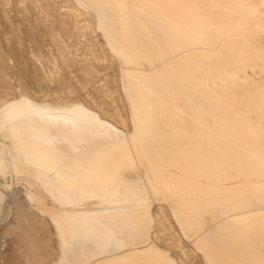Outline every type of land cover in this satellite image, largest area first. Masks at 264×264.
I'll use <instances>...</instances> for the list:
<instances>
[{"label":"bare ground","instance_id":"bare-ground-1","mask_svg":"<svg viewBox=\"0 0 264 264\" xmlns=\"http://www.w3.org/2000/svg\"><path fill=\"white\" fill-rule=\"evenodd\" d=\"M6 1L8 3L9 0ZM15 1L14 10L17 14H25L24 6L19 4V1L24 3L26 0ZM47 1L44 4L41 2V7L37 6L40 3L34 2L38 7L36 9L39 10L40 7L41 12H38L34 20L27 21L25 29L22 27L23 31L25 30L30 39L35 41H38V35L46 31V34L50 35L64 52H72L68 48L76 45L65 41L68 39L64 36L67 38L77 36L80 41H77V44L86 43L87 45V42L90 43L89 40H91L89 37L91 30L98 32L99 37L95 40L104 44L106 49L102 45L99 47L102 46L101 49L108 51L111 64L117 67L118 72L114 70L112 74L113 80L120 81L124 95L122 97H125L122 100L127 102V106L123 102L119 105L122 110L124 106L128 108L125 110L129 111L133 127L128 134L118 133L114 127L99 117L95 107L96 102L90 100L92 104H95L94 106L89 101L87 104L86 100L89 98L87 94L88 98L83 96L84 100H82V94L80 98L77 91L73 92L75 85L71 87L68 84L71 87L68 89L67 84L60 86L61 88L57 87V92L54 91V86L49 85L52 86L51 89L54 87L52 90L57 95L55 93L53 96L54 92L50 91L48 94L49 89L45 88L44 92H47L48 98L44 96L40 99L37 96L36 99L39 100L29 97L32 95L31 90L28 89L31 88L29 86L25 89L23 85L19 87L17 85L18 88H23V91L28 89L31 92L27 96L26 91L25 94H19L18 91L21 92V88L17 89L15 85L12 87L14 82L8 83V87L12 84L11 91H16H13V96L8 94L9 96L6 95V97H2V94L9 88L6 86L4 91V85L1 87L0 138L8 148V156L12 166L15 167L13 168L15 175L31 173V176H35L39 183V189L32 191L33 193L27 192V199H16L15 202L16 213H14L15 218L18 219L15 221L19 224L15 226L25 229L22 234L20 232V237L32 239L30 241L35 240L34 244H36V246L30 245V248L35 247L31 251L33 254L30 252L33 258L27 254L28 259H32L35 264H45L46 258L40 251L54 250L49 247L50 244L47 245V239L43 238L48 229V227L46 229L45 217H49L58 230L62 244L57 253L52 250L48 252L50 261L47 263L107 264L111 262L119 264L109 259L110 257L102 258L113 255L121 249V246L116 244L122 237L132 233L136 235L138 244L152 242L149 224L152 218L150 207L154 201L148 190L151 187L154 189L158 187L183 198L185 208L196 213L197 216H190L181 210L175 212L172 209L171 211L180 227L181 224L184 227L185 237H192L193 244L201 251L207 264H264V142L250 131L251 124L238 116L239 98L223 93L224 89L237 85L238 82L259 81L261 86L264 84V0H180L179 9L196 14L211 23L217 34L227 35L226 42L221 47L222 53L217 57L224 63L232 64L229 69H218L216 61L209 56H203L200 61L195 60L202 47L201 43L189 36L179 23L172 26L171 20L154 0H74L78 12L74 6L70 8L69 0L67 1L70 4L66 6H63L65 4L63 0L62 4H64L60 6L58 1V5L54 3L56 5L53 6L50 4L53 1L50 3V0ZM1 2L3 4V0ZM8 4L4 7L7 5L9 8ZM67 8L70 9L67 10ZM55 11L59 14L50 20L49 16H54ZM6 13L5 18L9 21L12 13ZM17 14L15 16L19 17ZM79 15L86 16L87 22L80 23ZM19 18L17 19L20 20ZM24 20H22L23 23L26 22ZM13 22L16 23L14 20ZM2 23L4 25V21ZM9 25L12 28L15 27L13 23L10 24V21ZM18 26L13 32L16 29L19 32L21 26L20 28ZM2 29L1 32H3ZM8 29L4 30L6 33L3 32V34H11L10 31L7 33ZM11 35L10 40L7 38V43L9 44L10 41V49L17 59L22 58L25 54L19 51L26 42L23 43L18 35L13 37ZM2 37L0 38H5L4 41L7 40L6 37ZM70 40L73 42L72 37ZM96 42H94L95 45ZM26 49L28 51V48ZM26 49L24 48L23 51ZM87 49L94 51L97 48ZM33 52H31L32 55L24 58L23 65L26 67L30 64L32 75L37 74L41 79L49 80L50 84L56 79L65 83L66 78L61 79L63 73L61 75V70L56 69V67L62 69L61 65L54 68L47 65L48 71L51 69L54 73L55 69L60 72H55L59 76L54 73L60 80L54 79L55 76L50 75L53 73H49L52 77L51 81L44 70L47 67L45 64L43 66L46 68L42 66L43 60L36 58L39 53L35 54V52V57ZM2 53L0 50V68L2 69L0 71L5 75L0 72V77L7 76L8 79V76L13 74L17 80L18 69H14L17 65H10L6 52ZM18 53H22L21 57ZM58 53L60 54V51ZM14 55L9 56L11 63ZM52 55L54 56L55 52ZM54 57L56 58V55ZM75 58L77 60L78 57ZM92 59L91 61H95ZM34 60L35 62L42 60L43 63L36 62V66L37 64L42 66L43 71L38 70V67L34 69L35 65L31 64ZM46 60L49 62L48 59ZM51 60L50 63L53 62ZM106 61L109 62L108 59ZM21 63L23 64V61ZM104 63L107 62L104 61ZM86 66L88 68V65ZM106 66L110 65L107 63ZM30 67L26 72L30 73ZM90 68L94 70L92 66ZM110 69L109 71H112ZM109 71L107 74L111 75ZM115 72L119 75L118 81V78L114 76ZM84 73L88 74L83 75L88 76L90 83L93 76L91 74L95 72ZM69 74L71 75L70 72ZM105 78L112 79L110 76ZM85 80L88 79L83 81ZM12 81L9 80V82ZM114 81L111 80L110 84H115ZM7 82L6 80V85ZM16 82L15 84H19L18 80ZM2 83H0L1 86ZM98 84L101 86V83ZM114 84L110 87H114ZM116 84L119 85V83ZM69 89H72L70 91L75 97L72 93L70 96L73 97L68 96ZM106 89L112 90L109 87ZM119 90L120 88L117 89ZM13 92L7 91L11 94ZM61 92H65L64 94L68 97L61 96L63 95ZM119 96L118 98L122 101ZM89 103L95 107V110ZM98 110L104 112L103 109ZM107 112L105 116L109 118ZM124 112L127 114L126 111ZM114 117L118 120L117 116L114 115ZM114 121L111 122L114 123ZM123 121L126 122L125 126L129 122L125 119ZM118 123V126L123 127L124 123ZM43 193L50 199L52 205L44 203ZM157 215L162 217L159 213ZM157 218L154 219L157 221ZM161 219L164 221L163 217ZM131 227L136 228V231H130ZM162 227L164 230L158 227L156 232L160 228L165 231V226ZM163 231L160 233L164 241L167 240V238L163 239L164 233L169 232ZM172 232L170 231L169 234ZM173 233L172 236H175ZM157 234V237L161 236ZM162 240H160L161 243ZM171 240L172 238L169 241ZM86 243L85 248L88 247V249L84 250L83 246ZM163 244L167 247L166 243ZM167 244L168 248H171L172 245ZM155 246L158 249L160 264H175L174 259L157 245ZM25 249L24 251H27L28 246ZM184 254H188L186 250ZM182 255L181 257L185 258Z\"/></svg>","mask_w":264,"mask_h":264},{"label":"rangeland","instance_id":"rangeland-1","mask_svg":"<svg viewBox=\"0 0 264 264\" xmlns=\"http://www.w3.org/2000/svg\"><path fill=\"white\" fill-rule=\"evenodd\" d=\"M2 1V0H1ZM0 1V9H2V10H0V32H1V29H2V31L3 32H5L4 30H6L7 31V27H9V29H8V32L7 33H9V31H10V33L11 34H13V33H15V34H13V35H11V34H6L5 35V33L3 34V32H1L2 33V35H1V33H0V37H6V39L8 38L9 40H10V38H9V36L11 35L12 37L13 36H17L18 35V37L19 38H21L22 39V42L23 43H25V45L24 46H22L23 48H22V50H20L19 51V49H21V48H19L18 49V51L19 52H22V53H24L25 55H22V53L20 54V53H18V54H20L19 56L21 57V55L23 56L22 58H18L17 59V57L14 55V53L12 52V50L10 49L11 47H10V41H9V44L7 43L8 42V39L7 40H3V39H5V38H3V39H1L0 40V44H2V46H1V51L3 52L2 54H4L5 52H6V55H7V61L8 62H10V65H12V66H16L17 65V67H14V69H18V74H19V76L16 74V76H17V80H18V83H19V79H21L20 81L22 82V84H15V82L17 81L16 80V77L12 74V76H8L9 78V80H13L12 82H9V80L7 79V76L6 77H4V73H2L1 71V74H4L3 75V77L5 78V80H4V78H2V77H0V79H1V81H0V83H2V86H1V84H0V88L1 87H3V85H4V88L7 86L8 87V83H13V85H12V87L14 86V87H17V85H18V87L19 86H21V85H23L22 87L24 88L25 87V89L26 88H28V86L29 87H31V88H28V89H30L31 90V92L27 89V90H25L24 89V91H23V88H18L17 87V89H20V91L21 92H19L18 90V93L19 94H22V93H24L25 94V91H26V95L27 96H29L28 94L29 93H31L32 95L31 96H29V97H31V98H33V99H35V100H39V99H36V98H40L41 99V97L43 98L44 96L46 97V98H48V96H47V92H48V94H49V91L50 92H54V91H56L57 92V87H59V88H61L60 86H63V85H65V84H67L66 85V87H67V89L68 88H71V87H73L74 85V89H73V92L75 91V93H76V91H77V93L78 94H80L79 96H80V98H81V94H82V100H84L83 99V96H85L86 97V99L89 97V98H91V99H87L86 100V103L88 104V101L89 102H91L92 100H93V102L95 103L96 102V108H97V113L99 112H101L102 113V111H100V110H98V109H103V115L101 114H99L98 113V115H99V117L101 118V119H103V120H105L107 123H109L112 127H114V129H116V131H118V133H124V134H128V133H130L131 132V130H132V124H131V122H130V117H129V111L127 112V110H128V108L126 107L127 106V102H126V100H122V98H124L125 99V97H122V96H124L123 95V91H122V88H121V85H120V81H118L119 80V75H116V72H115V75L114 76H116V78H118L117 79V81L118 82H116V79H114L113 80V75L112 74H114L113 72H114V70H116L117 69V67H116V65L114 66L113 64H111V62H110V55H109V53H108V51L107 52H105L106 50V47L104 46V44L102 45V42H101V44H100V42H99V40H95L96 38H98L99 37V35L96 33V31L94 32V29H92L91 31V33H89V34H91V36L89 35V37H90V39L91 40H89L90 41V43L89 42H87L88 44L86 45V43H82V44H77L76 42L77 41H79V39H77V36H71L72 38H73V42H72V40H70L71 39V37H69V38H67V37H65L64 36V38L65 39H68V40H65V41H68L69 43L71 42L72 44H76V45H73V47L71 46L70 47V49L68 48V50H72V52L71 51H65L64 52V50H63V48H61V47H59V46H57L56 45V43L52 40V37L50 36V35H48V34H46V31L45 32H42L43 34H41V35H38V41H35L34 39H30V37H29V35L26 33V31L24 32L23 31V29H25L24 27H26V23H27V21L29 20L30 21V19L32 20H34V18L38 15V12L40 11L41 12V6H42V3L44 4L45 2H46V0H26V2L24 1V0H22V1H24V3L23 2H20L19 1V4H21V5H23L24 6V8H25V10H24V8H23V12H25V14L24 13H22L23 15H24V19H26V20H24V19H22V16L23 15H21V14H17V12L14 10V6H15V3H16V1L15 0H13L12 2H11V0H9L8 1V3H10V4H8L7 3V1L6 0H3V4H2V2ZM5 1H6V3H5ZM15 1V2H14ZM32 1V2H31ZM49 1V0H48ZM47 1V2H48ZM51 1H53L52 3H50ZM57 1H58V3H59V6H60V4H62V2L63 1H65L62 5L63 6H66V5H69L70 3H69V1H71V4L69 5L70 6V8H72L73 6L75 7V6H77V4H76V2L74 1V0H69V1H67V0H50L49 1V3L50 4H52L51 6H53V5H58V3H57ZM154 1H156L157 2V4L160 6V8H161V10L166 14V16L171 20V22H172V26H173V24H175V23H179L180 25H181V27L187 32V34L189 35V36H191L192 38H194L195 40H197L198 42H200L201 43V49L198 51V53H197V55H196V57H195V60H198V61H200L201 60V58H203V56H209V57H211L212 58V60H214V61H216V67L218 68V69H229V68H231L232 67V64H229V63H224V61L221 59V58H219L218 59V55H220L221 53H222V50H221V47L223 46V44H224V42H226V38H227V35H221V34H217L216 32H215V30H214V25H212L211 23H208L207 21H205V20H203V19H201L198 15H196V14H193V13H189L188 11H186V10H184V9H179L178 8V6L181 4V2H180V0H154ZM34 2H36V3H40V4H37V6L39 5L40 7H39V10L38 9H36V8H38V7H36V3H34ZM42 2V3H41ZM67 2V3H66ZM72 2H75L74 4L72 3ZM8 4V6H9V8L7 7V5L4 7V5L5 4ZM32 3V4H31ZM54 3H56V4H54ZM31 4V5H30ZM2 5H3V7H2ZM61 5V6H62ZM22 6V7H23ZM35 6V7H34ZM68 6V7H69ZM13 7V8H12ZM32 7H33V9H32ZM10 9V10H8V9ZM69 8V9H70ZM76 8V10L78 9V7H75ZM13 9V10H12ZM36 9V10H35ZM68 8H67V10H69ZM66 10V9H65ZM8 11V12H7ZM15 11V12H14ZM62 11H64V8H62ZM7 12V13H6ZM14 12V13H13ZM27 12V13H26ZM56 12V13H55ZM55 12H53L54 14V16H49V19L51 20V18L52 19H54L56 16H57V14H59V13H57V11H55ZM65 12V11H64ZM77 12H78V10H77ZM5 13L6 14H11L10 16H12V17H14V18H19L20 16V20L22 21V20H24V22L25 23H23V21H22V23H21V21L20 20H18L17 18V22H16V19H12L11 20V18L12 17H10L9 15H8V18H9V21H10V24H14L15 25V27L14 28H12V26H10L9 25V21H7L8 19H6L5 17H7V15H5ZM15 14H17V15H19V17L18 16H15ZM40 14V13H39ZM80 14V13H79ZM14 15V16H13ZM26 15V16H25ZM32 16V17H31ZM81 17V18H80ZM3 18H5V20L3 19ZM79 18V19H78ZM78 20H80L79 22L80 23H84L85 21L87 22V18H86V16H78ZM85 18V19H84ZM84 19V20H83ZM13 20L16 22V23H14L13 22ZM4 21V25H3V22ZM82 21V22H81ZM12 22V23H11ZM7 24H8V26H7ZM17 25H19L18 27L20 28V26H21V29H19V32L17 31V29H16V31L15 32H13V30H15V28H16V26ZM24 25V26H23ZM3 26V27H2ZM4 26H6L5 28H4ZM11 27V28H10ZM22 27H23V29H22ZM13 32V33H12ZM92 33H96L95 35L97 36H95L94 34H92ZM20 35V36H19ZM25 35V36H24ZM92 35H94V36H92ZM8 36V37H7ZM95 37V38H94ZM76 38V40H74ZM29 40V41H28ZM70 40V41H69ZM36 42V44L34 43V42ZM97 41V42H96ZM6 42V43H5ZM31 42H33V43H31ZM38 42V43H37ZM80 42V41H79ZM94 42H96V45L94 44ZM99 42V43H98ZM22 43V44H23ZM70 43V44H71ZM98 43V44H97ZM9 45V47H7L8 45ZM71 44V45H72ZM4 45H7V46H4ZM34 45V46H33ZM55 45V46H54ZM80 45H82L83 47L84 46H86L87 48H90L91 47V49H94V48H97L96 50L94 49V51L96 52V54H95V52L93 51V50H90L89 51V49H87V48H83L82 46H80ZM90 47H89V46ZM94 45V46H93ZM99 45H102V46H104L105 47V49L103 50V49H101L102 48V46H100L99 47ZM33 46V47H32ZM57 46V47H56ZM76 46V47H75ZM4 48V50H2L3 48ZM24 48L26 49V48H28V51H27V49H26V51H23L24 50ZM36 48V49H35ZM56 48V49H55ZM79 48H81V49H79ZM82 48H83V50H82ZM5 49H7V51H5ZM34 49V50H33ZM57 49H58V51H57ZM74 49V50H73ZM98 49H100V50H98ZM9 50H11V51H9ZM79 50V51H78ZM103 50V51H102ZM34 51V52H33ZM57 51V52H56ZM60 51V54L58 53ZM62 51V52H61ZM73 51H74V53H76V55L73 53ZM77 51V52H76ZM86 51V52H85ZM87 51H89V52H93L95 55H98L100 52H102V53H100L98 56H95L94 54H92V52H91V54L89 55V52H87ZM7 52H9V54H10V52H12L10 55L7 53ZM31 52H33V54L35 53V54H38L37 55V57L35 56V54H34V56L37 58V59H42L43 60V62H42V60H36V62L37 63H40V62H42L43 64H42V66L45 64V66L47 67V65L48 66H50L51 68H54V66H60L62 69L64 68L65 70L63 71L62 69H59V67L57 68L56 67V69H58V70H61L59 73L62 75V73H63V75H66V76H61V79H64V78H66L65 79V83H64V81H58V79H56V78H59V77H56V76H59V74H56L55 72H57L55 69H54V73L56 74V76H55V74L53 73V72H51L52 70L50 69V71H48V69H49V67H45V66H43V68H46V69H44V70H46L45 72L46 73H48V77L50 76V75H54L55 76V78L54 79H56V81H57V83H56V81H54L55 82V84H54V82L52 81V77L50 76L49 78H50V80L52 81L51 82V84L48 82L49 80H47V81H45L44 79H41L37 74H34V75H32V73H31V67L29 66V65H27V63H26V65L28 66V67H30L29 68V70H30V73H29V71L28 72H26L27 70H28V67L26 66V67H24L23 65L25 64V61H24V58L26 59V57H27V55H30L31 54ZM53 52V53H52ZM54 52H55V55H56V58L52 55V54H54ZM68 52H71V53H69L68 54ZM103 52H105V55L106 56H108L109 55V57H105V55H103L104 53ZM27 53H29V54H27ZM50 53V54H49ZM65 53V54H64ZM86 54V55H84V54ZM108 53V54H107ZM12 54L14 55L12 58V63H11V59L9 58V56L11 57L12 56ZM61 54H63V56L61 55ZM70 54H72L71 55V57H70ZM75 56H74V55ZM5 55V56H6ZM32 55V54H31ZM52 55V56H51ZM58 55V56H57ZM61 55V56H60ZM91 55H93V56H91ZM103 55V56H102ZM4 56V55H3ZM34 56H32V57H34ZM85 56H87V57H85ZM89 56V57H88ZM34 57V59H36ZM64 57H66V58H64ZM75 57H78L77 58V60H76V58L74 59ZM96 57V58H95ZM101 59H100V58ZM106 59H105V58ZM52 60H51V59ZM54 58V59H53ZM88 58V59H87ZM89 58H90V60H89ZM93 58V59H92ZM95 58V59H94ZM98 58V59H97ZM104 58V59H103ZM214 58V59H213ZM9 59H10V61H9ZM17 59V60H16ZM46 59H48V61L49 62H47V60ZM60 59V61L58 62V60ZM62 59H63V61H62ZM66 59V60H65ZM78 59H79V61H78ZM91 59L92 60H95V61H91ZM109 60V62L108 61H106V60ZM50 60L51 61H55L54 63L53 62H51L50 63ZM72 60V61H71ZM105 62H107L108 63V65H110V66H112V67H110V66H106L107 65V63H104V61ZM194 60V61H195ZM221 61L220 63L218 62V61ZM23 61V64L21 63ZM67 61V62H66ZM74 61V62H73ZM76 61V62H75ZM35 62V60L33 61V63ZM36 62L33 64V63H31L33 66H32V69L34 68V69H36L37 67V69L38 70H40V71H43V69H42V66H39V64H37V66H36ZM59 64H58V63ZM61 62V63H60ZM98 62V63H97ZM103 62V63H102ZM56 63V64H55ZM64 63V64H63ZM78 63V64H77ZM93 63H95L96 64V66H95V64H93ZM51 64V65H50ZM63 65V66H62ZM66 65V66H65ZM85 65V66H84ZM86 65H88V68H87V66ZM92 66V68L95 70H93L92 71V69L90 68L91 66ZM99 67H98V66ZM39 67H41L40 69H39ZM97 67V68H96ZM106 67H107V69H106ZM108 67H109V69L110 70H112V71H109V69H108ZM115 69H114V68ZM27 68V69H26ZM82 68H84L83 70H82ZM1 69V68H0ZM26 69V70H25ZM86 69H87V71H86ZM2 70V69H1ZM70 70V71H69ZM89 70V71H88ZM91 70V71H90ZM101 70V71H100ZM48 71V72H47ZM68 71V72H67ZM97 71V72H96ZM99 71H100V73H99ZM110 72L111 73V75H108L107 74V72ZM117 72H118V70H116ZM65 72V73H64ZM69 72L71 73V75L69 74ZM84 72H86V73H88V72H91V73H93V72H95V73H93V74H91V75H93V76H95L94 78H93V76L91 77L92 79H90V80H92V81H90V83H89V78H87L88 76H84V75H88V74H85ZM49 73H53V74H50L49 75ZM67 73V74H66ZM97 73H99V74H101L102 76H100L99 74H97ZM104 73V74H103ZM84 74V75H83ZM95 74V75H94ZM108 76H107V75ZM117 74H119V73H117ZM70 77H69V76ZM100 76L99 78H98V76ZM106 75V76H105ZM1 76V75H0ZM14 76V77H13ZM72 76V77H71ZM103 76H104V78H103ZM110 76V78H112L111 80L112 81H114V82H116V83H119V85L118 84H114V87L116 88L117 86L120 88V96H119V91H117V89H119L118 87L116 88V91H115V88L114 87H110V79L109 80H106L107 78H105V77H109ZM62 77H64V78H62ZM14 78V79H13ZM70 78V79H69ZM102 78H103V80H102ZM2 79H3V81H2ZM84 79H88V80H85V81H83ZM93 79H99L98 81H95L94 80V82H93ZM101 79V80H100ZM6 80L8 81L7 82V85H6ZM38 80V81H37ZM44 80V81H43ZM59 80H60V78H59ZM70 80H72V81H70ZM106 81V83H105V81ZM68 81V82H67ZM88 81V82H87ZM29 82H31V83H29ZM36 82H38V83H36ZM42 82V83H41ZM44 82V83H43ZM46 82V83H45ZM62 82L64 83V84H62ZM85 82H87V84L85 83ZM5 83V84H4ZM17 83V82H16ZM26 83V84H25ZM71 83H72V85H71ZM78 83V84H77ZM89 83V84H88ZM93 83H94V85H93ZM97 83H101V86H100V84H98L97 85ZM33 84V85H32ZM38 84V85H37ZM45 84V85H44ZM54 84V85H53ZM68 84H69V86H71V87H69L68 86ZM81 84V85H80ZM112 84V85H113ZM237 85H232V86H229V88H226V89H224V91H223V93L225 94H228V95H230L231 97H237V98H239V100H238V106H237V109H238V116L240 117V119H242L243 121H245L246 123H249V124H251V126L249 127V129H250V131L255 135V136H257L258 138H260L263 142H264V84H263V86H261V84H260V82L259 81H251L250 83L249 82H238V83H236ZM11 85L9 84V86L10 87H8L9 89H10V91H9V89H7L6 90V88L4 89V91L6 90V92H3L4 94H2L3 96L2 97H6V95H8V94H10V96H13L14 95V92L16 91H11L12 89V87H11ZM49 85H52V86H54L55 87V89H54V91L51 89V87L52 86H49ZM57 85V86H56ZM77 85V86H76ZM90 87H89V86ZM111 85V86H112ZM49 86V88H47ZM81 86V87H80ZM82 86H84V87H86V88H84L83 87V92H82V90H80L81 88H82ZM93 86H96V87H93ZM106 86V87H105ZM35 87V88H34ZM42 87V88H41ZM65 87V86H64ZM107 87H109V88H114V90L112 91V90H110V89H106ZM49 89V90H47V92H44V90H46V89ZM63 88V87H62ZM77 88V89H76ZM88 88V89H87ZM95 88H96V90H95ZM14 89H16V88H14ZM32 89H33V91H32ZM40 89H41V91H40ZM65 90H67L66 88H64ZM85 89H87V90H85ZM1 91L0 92H2V88L0 89ZM43 90V91H42ZM58 90H60V89H58ZM64 90V91H65ZM70 90H72V89H69V91L68 92H70V94L68 95L67 94V91H65L66 92V94L68 95V96H70V95H72L73 94V92L72 91H70ZM79 90V91H78ZM89 90V91H88ZM105 90V91H104ZM107 90V91H106ZM108 90L110 91V92H108ZM7 91L8 92H13V94H11V93H7ZM27 91H29V92H27ZM40 93H39V92ZM60 91H63V90H60ZM59 91V92H60ZM84 91H87V92H84ZM56 92H54V94H53V96L55 95V93ZM58 92V93H59ZM64 92V93H65ZM82 92V93H81ZM106 92V93H105ZM115 92V93H114ZM117 92H118V96L119 97H121V100L122 101H120V99L118 98V96H117ZM122 92V93H121ZM18 93H16V94H18ZM33 93H34V95H36V96H34L33 95ZM61 93H63V92H61ZM63 93V95H61V96H66V98L68 97L66 94H64ZM72 93V94H71ZM84 93V94H83ZM89 93V94H88ZM102 93V94H101ZM105 95H104V94ZM0 94V95H1ZM51 94V93H50ZM86 94L88 95V97L86 96ZM112 94V95H111ZM116 94V95H115ZM122 94V95H121ZM133 94L135 95V91H133ZM56 95H57V93H56ZM76 95V94H75ZM90 95V96H89ZM107 95V96H106ZM9 96V95H8ZM32 96H34V97H32ZM38 96V97H37ZM73 96H74V94H73ZM73 96H70V97H73ZM78 96V95H77ZM76 96V97H77ZM103 96V97H102ZM109 96V97H108ZM144 96H146V97H149L148 95H144ZM49 97H52V95L50 96L49 95ZM55 97H59V96H55ZM54 97V98H55ZM75 97V96H74ZM0 98H1V96H0ZM4 99V98H3ZM68 99H71V98H68ZM117 99H119V101L117 100ZM2 100V99H1ZM0 100V101H1ZM91 100V101H90ZM116 100V101H115ZM100 101V102H99ZM118 101V102H117ZM120 102H123V104L124 105H126V106H124L123 108H124V110H122V108H121V106L119 105V103ZM103 103H104V105H103ZM126 103V104H125ZM91 104H92V102H91ZM90 103H89V105L91 106V107H93L95 104H92L91 105ZM121 104V103H120ZM97 105H99V107L97 106ZM101 105H102V107H101ZM107 105V106H106ZM110 106V107H109ZM95 107H93V109L95 110ZM101 107V108H100ZM108 107V108H107ZM119 107L121 108V109H119ZM107 110H106V109ZM112 108V109H111ZM118 109H119V112H118ZM125 109H127V110H125ZM109 110V111H108ZM123 111V113H122V111ZM109 114V118H111L110 116H112V120L114 121L115 119H116V117H114V115L115 116H117V119L118 120H115L114 121V123L113 122H111L112 120L110 119L109 120V118L108 117H106L105 116V114H106V112ZM112 111H113V113H112ZM124 111H126L127 112V114L124 112ZM110 113H112V114H110ZM124 113H125V117L126 116H128V118H125V117H123L124 116ZM107 115V114H106ZM122 115V116H121ZM103 117H105V118H103ZM123 117L124 119H125V121H129L127 124H126V126H128V127H126L125 126V123L126 122H124L123 120V118L121 119V118ZM120 119H121V121H120ZM126 119H129V120H126ZM119 122V123H118ZM122 122V123H121ZM116 123V124H115ZM117 123L118 124H123L124 123V125H123V127H121V126H118L117 125ZM129 124V125H128ZM124 127H126L125 129H124ZM128 128H129V131H128ZM1 143L3 144L2 146H3V150H4V153H3V159H2V161H3V163H2V165H1V161H0V173H2L3 174V176H1L0 175V264H29V263H34L35 264V262H33V260L31 259H28L29 257H32V254H33V252H31L32 251V248L33 247H35L36 246V244H34V241L35 240H33V241H30V240H32V239H26L25 237H20V235L22 234V231L23 230H25V229H23L22 230V228H17L16 226L17 225H19V224H17L16 223V221L18 220L17 219V217L15 218V213H16V199L17 200H19V199H22V200H24V199H27V195L29 194V193H33L32 191H36L37 189H39V183H38V181L36 180V177L34 178L33 176H31V173L29 174V175H27L26 173H23V175H21L20 173H18V174H16L15 175V172H14V170H13V168H15L14 166H12V162H11V159H10V156H8V148L4 145V143H3V139L2 138H0V146H1ZM30 172H33V171H30ZM21 175V176H20ZM29 191H31V192H29ZM27 192H28V194H27ZM27 194V195H26ZM175 195V194H174ZM176 196V195H175ZM43 197H44V203L45 204H47V205H52V202L50 201V199L45 195V193H43ZM176 197H178V196H176ZM180 198V197H179ZM182 201H183V198H180ZM160 200H162V201H160V202H154V204L150 207V212H151V214H152V218H151V221H150V224H149V233H150V235H151V240H152V242H150V244H152V243H154L155 245H157L162 251H164L166 254H168V256H170L172 259H174V262H175V264H187V262H188V264H207V262H206V260H205V258L203 257V255H202V253H201V251L196 247V245L195 244H193V242H192V240L191 239H188V238H186L185 237V235L183 234V232H182V230H181V228H180V226H179V224L176 222V220H175V218L173 217V215H172V213H171V209H170V207L169 206H167L168 205V200L165 198V197H163V198H160ZM14 203H15V206H14ZM167 204V205H166ZM184 204V203H183ZM165 207V208H164ZM168 207V208H167ZM185 207V206H184ZM153 208V209H152ZM156 209V210H155ZM156 212H155V211ZM158 210V211H157ZM153 211H154V213H153ZM168 211V212H167ZM15 212V213H14ZM159 213V215H162V217H163V220L165 221H162V217L161 216H156V214H158ZM155 214V215H154ZM154 216H156V217H154ZM170 216V217H169ZM157 217H161L160 219L159 218H157ZM154 218H157V221L154 219ZM15 219H16V221H15ZM45 220H46V222H47V225H46V229H47V227H48V231L46 230V234L45 235H43V238H45V239H47L46 240V242H47V245H49V247L50 248H53L54 250H52V249H50V250H46V251H44L45 249H42L41 251H40V253H41V255L44 257V258H46V262H45V264H49V263H47V262H49L50 261V253L48 254V252L49 251H51L52 250V252H54V253H57L58 251H59V249H60V247H61V244H62V240H61V238H60V236H59V233H58V230L56 229V227H55V225H54V223L52 222V220L49 218V217H45ZM161 221V223H160V221ZM155 222H159L158 223V225H157V223H156V225H155ZM162 222H164V224H162ZM162 224V226H165V231H167V232H169L170 233V231L172 232V231H174V233L173 234H175V236L173 235L172 236V233L171 234H167L165 231H163L164 230V227H162V226H160ZM167 224V225H166ZM16 225V226H15ZM155 225V226H154ZM156 226H157V229H156ZM20 227V226H19ZM155 227V228H154ZM158 227H161V228H163V230L160 228V230L158 231V232H156L157 230H158ZM167 227H169V229L167 228ZM167 229V230H166ZM176 229H177V231H176ZM20 230V231H19ZM152 231V232H151ZM154 231H155V233H154ZM161 231H163V232H165L164 233V238L163 239H165V238H167V240H162L161 239V237H163V235L160 233ZM18 232V233H17ZM20 232H21V234H20ZM49 232V233H48ZM162 232V233H163ZM44 233V232H43ZM158 233V234H157ZM160 233V234H159ZM48 234H50V236H48ZM156 234L157 235H161L160 237L158 236H156ZM19 235V236H18ZM165 235H166V237H165ZM47 236V237H46ZM153 236V237H152ZM168 236H172L171 238H172V242L171 241H169L171 238H169ZM177 236H179V237H177ZM49 237V238H48ZM20 238V239H19ZM23 238V240H21ZM25 238V239H24ZM154 238V239H153ZM159 238V239H158ZM168 238H169V240H168ZM44 239V240H45ZM20 240V241H19ZM26 240H27V242H26ZM157 240H159L158 242H157ZM160 240H162V243H161V241ZM22 242H24V243H22ZM29 242H31L30 244H29ZM50 242V243H49ZM20 243V244H19ZM37 243V242H36ZM163 243H166V246L167 247H165V244H163ZM167 243H170V245H172L171 246V248L169 247L168 248V244ZM22 244V245H21ZM29 244V245H28ZM161 244V245H160ZM30 245H35V246H31V248H30ZM28 246V249H27V251H24V250H26L25 248ZM31 249V250H30ZM56 249V250H55ZM185 250H186V252L189 254H184V252H185ZM191 250V251H190ZM34 251V253H35V250H33ZM181 251H183L181 254H183L182 256H185V258L183 257H181V254H179V252H181ZM32 254H31V253ZM44 252H46V253H44ZM26 253V254H25ZM180 255H178V254ZM27 254H29L30 256L28 257V256H26ZM177 254V255H176ZM176 255V256H175ZM195 256V257H194ZM27 257V258H26ZM49 257V258H48ZM189 257V258H188ZM33 258V257H32ZM176 258H178V259H176ZM25 259V260H24ZM28 259V262H26V260ZM49 259V260H48ZM187 259V260H186ZM198 259V260H197ZM48 260V261H47ZM144 259H138V263L139 264H146V263H143L142 261H143ZM184 260V261H183ZM190 262H189V261ZM201 260V261H200ZM144 261H146V260H144ZM179 261V262H178ZM185 261H187V262H185ZM199 261V262H198ZM119 264H120V262H118ZM37 264H39V263H37ZM107 264H113V263H111V262H108ZM122 264V263H121Z\"/></svg>","mask_w":264,"mask_h":264},{"label":"crops","instance_id":"crops-1","mask_svg":"<svg viewBox=\"0 0 264 264\" xmlns=\"http://www.w3.org/2000/svg\"><path fill=\"white\" fill-rule=\"evenodd\" d=\"M2 145L3 144L1 143V146H0L1 165L3 163L2 159L4 157L3 156V153H4L3 149L4 148ZM0 175L3 176L2 173H0ZM148 191H149V194H150V196L154 202H160V201H162V200H160V198L165 197L168 200V206L170 207L171 211H172V209L175 212H178L181 210V211L186 212L190 216H197L196 213H193L192 210H189L188 208L184 207L183 201L179 197H176L174 194L165 191L163 188L160 189L158 187H155V189H154L151 187V188H149ZM190 212H192V213H190ZM180 228H181L182 232L184 233L185 229L182 226V224H181ZM130 231H132V232L136 231V228L131 227ZM119 238H121V237H119ZM191 238L192 237L189 236L188 239H191ZM149 244H150V241H147L144 244H138L137 239H136V235H132V233H130L127 237L126 236L122 237L121 240H119L117 242L116 245H118L119 247L121 246V249H122V250L120 249L121 251L119 250V251L115 252L113 255L104 256L102 259L110 257L109 259L120 262L122 264H139L138 259H140V260L144 259L146 261L143 260L142 262L146 263V264H160L159 263L160 260L158 258L159 255L157 252V250H158L157 247L153 243L150 245ZM85 246H87V243L83 246L84 250H87L88 247L85 248ZM85 255H86V253H85ZM83 259H85V258H83Z\"/></svg>","mask_w":264,"mask_h":264}]
</instances>
